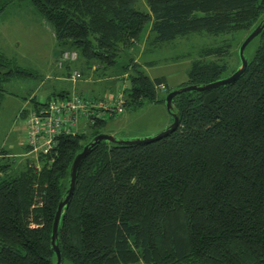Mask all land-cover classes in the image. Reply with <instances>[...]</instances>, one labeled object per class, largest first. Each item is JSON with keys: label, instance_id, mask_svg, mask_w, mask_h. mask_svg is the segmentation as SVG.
I'll use <instances>...</instances> for the list:
<instances>
[{"label": "trees", "instance_id": "1", "mask_svg": "<svg viewBox=\"0 0 264 264\" xmlns=\"http://www.w3.org/2000/svg\"><path fill=\"white\" fill-rule=\"evenodd\" d=\"M144 2L146 10L137 9L136 0H0V16L24 4L46 20L62 46L55 68L71 85L140 44L142 54L146 43L157 47L190 33H241L239 46L264 17V0ZM253 40L248 58L243 50L244 71L213 88L208 106L202 103L207 91L171 98L177 116L171 132L147 143L100 140L88 147L57 222L59 264H264V27L245 47ZM228 45L200 48L182 85L221 78L225 64L216 57ZM238 46L230 73L239 66ZM63 51L75 57L57 66ZM140 64L131 58L123 65L128 85L116 93L120 112L171 90L164 76L151 78ZM27 74L0 50V101L2 82ZM72 95L103 100L54 87L42 100L28 97L18 114ZM114 114L90 117L81 132L57 134L48 152H35V160L0 164V264H54L50 227L68 187L70 163ZM23 148L30 151L25 143ZM0 156L7 157V150L0 148Z\"/></svg>", "mask_w": 264, "mask_h": 264}, {"label": "rangeland", "instance_id": "2", "mask_svg": "<svg viewBox=\"0 0 264 264\" xmlns=\"http://www.w3.org/2000/svg\"><path fill=\"white\" fill-rule=\"evenodd\" d=\"M135 6L139 10H146L144 0H136ZM241 36V33H190L157 47L146 43L142 54L141 44L136 51L132 50L135 46L131 49L125 48L120 51L112 65L98 68L99 74H93V80L83 83L80 91L85 97H93L97 101L112 99L123 86L128 85L127 71L124 73L123 65L129 63L131 58L141 63L143 71L149 77L164 76L168 88L174 89L186 80L190 60L197 56L200 48L229 43L227 51L216 57L218 62L225 64V70L220 74L221 78L225 77L237 64L234 50ZM254 45L255 40L243 49L246 58L250 56ZM61 48L53 38L51 25L29 6H11L0 16V50L14 58L18 66L29 72L27 75L12 76L2 82L0 148L7 150L8 156H0V164L9 162L11 167H15L22 164L26 157L35 160L38 156V153L33 151L26 153L23 148L25 117L18 115V112L26 105L25 101L27 103L31 92L42 100L51 86L55 85L53 78H44V75L56 73L55 59ZM175 56L177 57L173 59ZM146 61H150V64L144 63ZM38 84L46 88H38ZM67 86L66 83L63 84V87ZM164 96V90H158L153 100L144 99L135 109H124L108 117L105 126L100 128L102 133L117 139L153 136L170 123L171 117L165 109ZM36 164L38 167V163Z\"/></svg>", "mask_w": 264, "mask_h": 264}, {"label": "built area", "instance_id": "3", "mask_svg": "<svg viewBox=\"0 0 264 264\" xmlns=\"http://www.w3.org/2000/svg\"><path fill=\"white\" fill-rule=\"evenodd\" d=\"M74 57L73 51H63L56 65L60 66L63 61L72 60ZM75 76L77 77L78 73L74 71L73 80ZM156 87L159 88L162 85L158 84ZM121 110L120 93L111 100L103 99L100 102L87 101L72 95L65 101H50L44 108H39L37 111L28 107L24 118L26 128L24 143L30 151L46 153L54 145V137L57 134L76 133L83 130L93 117L99 118L105 112L117 113Z\"/></svg>", "mask_w": 264, "mask_h": 264}, {"label": "water", "instance_id": "4", "mask_svg": "<svg viewBox=\"0 0 264 264\" xmlns=\"http://www.w3.org/2000/svg\"><path fill=\"white\" fill-rule=\"evenodd\" d=\"M262 27H264V17L261 19V21L258 24H256L245 35V37L240 42V44L238 46V50H237L238 51V58H239V66L234 71H232L230 74H228L225 77L215 79L213 81H209V82L204 83V84L182 85L180 87L169 90L165 94L164 106H165L166 111L170 114L171 121L164 129H162L161 131L157 132L156 134H154L153 136H150V137L133 138V139H117L110 134L100 132V133L95 134L91 138V140L88 141L86 144H84L82 146L81 150L73 156L72 161H71L70 166H69V172H68V176H69L68 187L66 189V192H65L63 199L58 201L56 208L54 210V213H53L52 221H51L49 242H50L51 248H52L54 255H55L54 264H59V260H60L59 250H58L57 245L55 243L56 234H57L56 233L57 222H58V218L60 215V211H61L62 206L65 204V202L67 201V199L71 193L73 183H74V178H75V170H76V167L79 163V160L85 155V153L88 150V147L90 145L100 141V140H106L108 142H114V143H118V144L147 143V142H151V141H154L156 139H159L160 137H162V136L166 135L167 133L171 132L172 130H174L176 125H177V116L171 111V98L176 94H179V93L184 92V91H189V90L207 91L203 95L202 103L204 105L208 106L209 102L211 100H213L216 96V93L214 92V90H212L213 88H216L220 85H224V84H227V83L234 81L244 71L245 66H246V59L243 56V49H244L245 45L253 37H255L259 33V31L261 30Z\"/></svg>", "mask_w": 264, "mask_h": 264}, {"label": "crops", "instance_id": "5", "mask_svg": "<svg viewBox=\"0 0 264 264\" xmlns=\"http://www.w3.org/2000/svg\"><path fill=\"white\" fill-rule=\"evenodd\" d=\"M57 73H55V74H53V75H44V78H48V79H50V78H53L54 79V82H55V85H53V86H51L52 87V90H54V87H56V86H60V87H63V84L64 83H66L68 86V91L70 92L71 91V89H74V91H77V92H79L80 91V89L82 88V86H83V83H87V82H89V81H92L93 80V74H91V72L89 71V72H87V73H84L83 74V76H81V78L80 79H78L77 81H75V83L73 84V85H71L70 84V82L68 81V79H67V76H65V75H63V74H61L59 71H56ZM92 76V77H91ZM80 83V84H79ZM39 84H41V83H39ZM39 84H38V88H46L45 86H42V87H40L39 86ZM33 92H31L29 95H28V97H32V96H36V97H40V96H37V95H35L34 93L32 94ZM25 104H27L26 103V101H25ZM20 110V109H19ZM19 115V114H18ZM26 152V151H25ZM27 153V152H26ZM26 153H24V154H26ZM27 158V157H26ZM137 264H142V263H137Z\"/></svg>", "mask_w": 264, "mask_h": 264}]
</instances>
